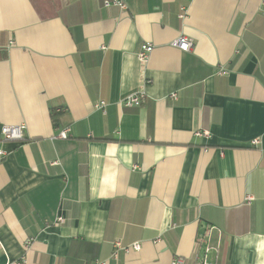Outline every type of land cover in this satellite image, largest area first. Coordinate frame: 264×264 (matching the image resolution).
I'll return each instance as SVG.
<instances>
[{"label":"crops","instance_id":"0c3cea01","mask_svg":"<svg viewBox=\"0 0 264 264\" xmlns=\"http://www.w3.org/2000/svg\"><path fill=\"white\" fill-rule=\"evenodd\" d=\"M104 1L0 0V264H264V0Z\"/></svg>","mask_w":264,"mask_h":264},{"label":"built area","instance_id":"2783aa9c","mask_svg":"<svg viewBox=\"0 0 264 264\" xmlns=\"http://www.w3.org/2000/svg\"><path fill=\"white\" fill-rule=\"evenodd\" d=\"M104 5L106 7L109 6H118L120 7L122 10H126L127 9V5L121 1V0H105L104 1ZM184 14H181V18H183ZM170 46L176 49H179L183 52H190L192 50L193 47V43L185 36H180L176 39H174L171 43ZM154 50V45H152L151 43H144L141 45L140 51L137 55V58L139 60V62L145 64L147 63L151 53ZM227 72L224 70H221L219 72L220 75H224ZM171 97L176 100L177 99V95L176 93L172 94ZM145 100V95L143 93H136L133 95H129L128 97H126V99L123 101V106L125 108H137L140 107L142 105V103ZM107 103L105 101H99L97 103H95L94 108L95 111H99L101 113H103L104 115L107 114ZM23 127H15V126H5L2 129V134H3V139L4 140H17V139H21V133H22ZM69 133H70V129H64L63 131L60 132V134L58 135L59 139H68L69 137ZM197 136L199 137H207L208 133H197ZM257 142L255 141L254 144H256ZM3 151L0 150V155H3ZM247 201H251L252 197L248 196ZM63 218L62 217H58L57 218V223H62L63 222ZM30 242H27L26 246L29 247ZM114 248H115V255L117 253V250H123V251H129V250H134V251H140L141 250V245L140 243H135L132 244L130 246H123L122 243L120 242H116L114 243ZM212 252V249L206 245L205 249L203 250V255L202 257H197L195 259L194 264H213L210 261V253ZM96 264H101L100 262H96ZM172 264H187V260L185 258L182 257H175L173 259Z\"/></svg>","mask_w":264,"mask_h":264}]
</instances>
